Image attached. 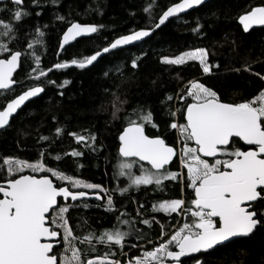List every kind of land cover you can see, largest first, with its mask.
<instances>
[{
	"label": "snow or ice",
	"instance_id": "obj_1",
	"mask_svg": "<svg viewBox=\"0 0 264 264\" xmlns=\"http://www.w3.org/2000/svg\"><path fill=\"white\" fill-rule=\"evenodd\" d=\"M10 2L15 6L12 20L20 21L22 14L28 15L26 12L22 13L20 8L24 0ZM33 2L38 3L39 0ZM56 2L57 0H52V3ZM201 3L203 0H178L167 6L157 19L153 12L157 5L153 0L144 9L148 13L151 27L133 29L130 34L118 36L94 54L81 59L74 58L70 62L56 63L48 69L40 67L41 56L36 53V45L43 43L45 33L37 28L34 39L27 44L26 50L21 51L9 46L16 39L14 25L0 19V97L14 92V86L21 83L14 80L13 76L20 67L22 56L33 61L35 67L31 68L28 78L37 81L46 77L53 68L64 69L74 65L84 69L103 54L150 36L152 31L164 25L169 18L177 17ZM239 19L244 31H248L253 25H264V6L253 8ZM102 27L103 25L71 23L63 35L61 50L77 37L96 33ZM208 55L206 49L198 48L174 58L163 57L162 62L180 65L187 61H198L203 73L208 74L213 67H219L208 63ZM131 67H138L136 60H132ZM235 70L251 71V66L244 65L242 69ZM116 71L122 74L119 67ZM254 75L264 80V75ZM48 83L56 82L49 79ZM68 83L70 81L64 80L58 87H64ZM43 91L44 87L41 85L27 86V90L7 100L6 106L0 110V129L9 125L10 118L26 101ZM105 92H109V89H105ZM111 95L112 115L115 119L127 101L120 100L116 92ZM166 100L173 101L174 97L168 95ZM175 100H188L182 108L177 107L175 111L169 105L171 116L176 117L180 113L179 120L186 121H173L169 124V128L175 130L182 147L178 150L160 136L146 135V125L158 127L153 121V114L142 107L134 108L126 115V127L118 137V159L114 176L128 181L127 187L118 189L121 195L129 189L139 190L142 186L154 185L156 189L162 190L165 181H173L190 187L194 198L187 205L183 198L164 200L158 206L153 205V212H162L168 216L176 214L182 218V223L177 221L179 226L170 234L161 225L157 236L159 242L149 239L148 243L153 244V248L143 251L141 255L129 257L126 264H188L182 260L183 257L208 252L234 237L249 236L257 225L264 226V213L257 218L254 207L256 201L264 203V91L245 102H223L216 91L192 80L182 90V94H177ZM62 131L58 127L56 135H60ZM69 135L85 147L89 146V139H96L95 136L89 138L77 133ZM40 139L47 141L49 137ZM43 155L42 151L41 157ZM65 155L81 157L83 152L74 149ZM60 158L59 155L54 157L56 160ZM177 158L180 170L172 171L169 165ZM205 158H211V162ZM26 172L44 175L37 177L25 174ZM0 174L3 181L0 182V264H122L117 257L127 256L124 248L129 238H145L133 219H122L127 215L124 212L119 213L117 223L111 229H105L99 234H75L67 214L70 208L80 205L69 203V198L72 202L79 200L81 203L84 198H91L93 195L96 199H101L99 192L90 194L83 190L99 189L107 194L108 190L99 184L87 183L62 170L48 167L39 158L35 162L18 157L0 158ZM53 178L59 183L54 182ZM107 205L109 211L115 210L111 196H108ZM83 206L86 208L88 204L83 203ZM139 208H143V205H139ZM139 208L137 216L141 215ZM176 216H173V220H176ZM152 222L148 219L141 221L149 227ZM56 245H62V248L54 251ZM129 246L137 247L136 244ZM93 254H96L94 258ZM194 259L195 264H203L199 257Z\"/></svg>",
	"mask_w": 264,
	"mask_h": 264
},
{
	"label": "trees",
	"instance_id": "obj_2",
	"mask_svg": "<svg viewBox=\"0 0 264 264\" xmlns=\"http://www.w3.org/2000/svg\"><path fill=\"white\" fill-rule=\"evenodd\" d=\"M174 2L178 0H155V17L158 19L159 14ZM152 3L153 0H57L56 3H52V0H39L38 3L24 0L20 8L22 13L28 15L22 14L20 21H14L12 13L15 6L9 1L0 4V19L14 25L16 39L9 46L21 51L26 50L27 44L34 39L37 28L45 33L43 43L36 45V53L41 56L40 67L48 69L56 63L94 54L118 36L130 34L133 29L151 27L148 13L144 9ZM262 6L264 0H211L169 21L140 45L110 53L84 69H54L39 81L28 78L35 65L31 59L22 56L20 69L14 78L21 83L15 85L14 92L0 97V110L6 106L7 100L27 90V86L41 85L44 93L19 111L11 124L0 133V158L18 157L28 162H35L39 158L48 167L62 170L87 183L101 185L112 197L115 210L102 208L105 203L102 194V201H89L86 208L83 205L70 208L67 215L75 234H99L105 229H111L117 223L119 213L124 212L127 215L122 219H133L145 238L137 240L135 236L130 237L124 248L127 256L117 258L126 264L129 257L151 250L153 244L148 243V240L159 242L157 236L161 225L170 234L177 221H181L176 214L168 216L162 212H153V205L158 206L164 200L177 198L185 199L187 205L194 198V193L190 187L166 181L162 190L156 189L154 185L142 186L139 190L129 189L120 194L118 189L128 186L126 178L117 179L114 176L118 137L126 127L125 117L137 107L150 110L158 127L146 125L147 135L160 136L166 143L177 148L175 130H171L169 124L173 121H186L179 120L180 113L176 117L171 116L169 105L175 111L188 102H177L175 97L178 93L182 94L190 81L197 80L205 84L216 91L223 102L230 103L248 101L264 91V80L254 75H264V28L244 31L239 23L242 15ZM71 23L103 27L93 36L77 41L60 54L62 36ZM198 48L206 49L209 64L219 67H213L210 73L205 74L197 62L183 65L162 62L163 57H176ZM132 60L138 64L135 69L131 67ZM244 65H250L251 71L235 70L242 69ZM117 67L122 69V74L116 71ZM49 79L56 83H48ZM64 80L70 83L58 87ZM105 89H109V92H105ZM112 92H116L120 100L127 101L115 119L112 115ZM168 95H172L174 100L167 101ZM58 127L63 131L57 136ZM69 133L89 138L95 136L96 139H89V146L85 147L83 143H77ZM41 137H49V140H41ZM74 149L83 152V155H65ZM57 155L61 157L59 160L54 159ZM169 168L172 171L180 170L178 158ZM0 182H3L2 174ZM139 205H143V208H139ZM256 207L260 218L261 213H264V203L259 202ZM138 208L140 216H137ZM173 216H176V220H173ZM143 219L153 221L151 227L141 223ZM130 244H136L137 247H130ZM197 257L203 264H264V226L259 225L249 238L234 240ZM185 261L195 264L194 258Z\"/></svg>",
	"mask_w": 264,
	"mask_h": 264
},
{
	"label": "water",
	"instance_id": "obj_3",
	"mask_svg": "<svg viewBox=\"0 0 264 264\" xmlns=\"http://www.w3.org/2000/svg\"><path fill=\"white\" fill-rule=\"evenodd\" d=\"M10 0H0V4H4V3H6V2H9ZM209 1H211V0H203V3H201L200 5H197V6H193L192 8H190V9H187L185 12H183V13H180L179 14V16H177V17H171V18H169V20L164 24V25H161L160 26V28H162L163 26H165L169 21H171V20H174V19H176V18H178V17H181V16H184V15H186V14H188L189 12H191V11H193V10H195V9H197V8H199V7H201V6H203L204 4H206V3H208ZM239 23H240V20H239ZM82 25H88V24H82ZM240 25L242 26V28L244 29V27H243V25L240 23ZM160 28H158V29H160ZM259 28H264V25H253L248 31H251V30H253V29H259ZM158 29H155L154 31H152V33H151V35L150 36H148V37H145V38H143L142 40H140V41H136V42H134V43H132V44H129V45H125V46H123V47H121V48H118V49H115V50H113V51H111L110 53H113V52H116V51H118V50H121V49H126V48H130V47H134V46H137V45H140L141 43H143L144 41H146V40H148ZM67 31V30H66ZM65 31V32H66ZM95 33H92V34H90V35H86V36H80V37H77L75 40H72V41H70L68 44H65L64 45V48H63V50H61V48L59 47V53L60 54H62L63 53V51L65 50V49H67L69 46H71V45H73V44H75L77 41H79V40H81V39H85V38H89V37H91V36H93ZM64 35V34H63ZM63 43V36H62V39H61V42H60V45ZM110 53H106V54H103L101 57H99L98 59H97V61L99 60V59H101L102 57H104V56H107L108 54H110ZM97 61H95L93 64H95ZM92 64V65H93ZM92 65H89V66H87V67H90V66H92ZM69 67H76V66H74V65H70ZM68 68V67H67ZM19 69H20V67L17 69V71H16V73H14V76H13V79L15 78V75L17 74V72L19 71ZM55 68H53L52 70H54ZM51 72V71H50ZM50 72H48L47 73V75L50 73ZM43 78V77H42ZM15 87V86H14ZM43 93H44V91L42 92V93H40L39 95H37V96H35V97H32V98H30L28 101H26L22 106H21V108H19L18 110H17V112L15 113V114H13V116L10 118V121H9V125L11 124V121H12V119L19 113V111H21L27 104H29L30 102H32V101H34V100H36V99H38V98H40L42 95H43ZM8 125V126H9ZM8 126H6L4 129H0V133L2 132V131H4ZM145 134L147 135V133H146V130H145ZM245 147H250V146H245ZM205 159H211V158H205ZM176 159H174L173 160V162L175 161ZM172 162V163H173ZM171 165H169V167H170ZM37 177H39V176H37ZM54 180V179H53ZM55 182V181H54ZM91 194V193H90ZM2 195V194H1ZM100 196H101V194H99ZM102 197V196H101ZM102 201V198L101 199H96L95 198V196L93 195V196H91V198H84V200L83 201ZM69 201H71V199L69 198ZM72 202V201H71ZM77 202H81V201H76V202H72V203H77ZM255 203V202H254ZM259 227V225H257V227H256V229ZM255 229V230H256ZM255 230L253 231V233L255 232ZM253 233H251L249 236H246V237H234V238H232V240L231 241H229V242H225L223 245H226V244H228V243H230V242H232V241H234V240H237V239H242V238H249L250 236H252L253 235ZM223 245H218L215 249H217L218 247H221V246H223ZM61 245H56V247L54 248V251L56 250V249H58L59 247H60ZM215 249H212V250H209L208 252H201V253H197V254H193V256H190V257H183L182 258V260H187V259H190V258H194V257H197V256H199V255H201V254H206V253H209V252H211V251H213V250H215Z\"/></svg>",
	"mask_w": 264,
	"mask_h": 264
},
{
	"label": "rangeland",
	"instance_id": "obj_4",
	"mask_svg": "<svg viewBox=\"0 0 264 264\" xmlns=\"http://www.w3.org/2000/svg\"><path fill=\"white\" fill-rule=\"evenodd\" d=\"M190 51H193V50H190ZM186 52H188V51H186ZM185 53V52H184ZM183 54V53H182ZM181 55V54H180ZM180 55H178V56H180ZM177 57V56H176ZM169 58H174V57H169ZM188 62H197V63H199L198 61H187V62H185L184 64H186V63H188ZM209 63V62H208ZM180 65H183V64H180ZM200 65V64H199ZM190 99V98H189ZM194 146V145H193ZM182 147V145H181V143L179 142V140H178V143H177V149L179 150L180 148ZM210 162H211V160H209ZM186 171V170H185ZM25 174H33V175H36V176H40V175H44V173H25ZM138 174V173H137ZM49 176H50V174H48ZM54 180H55V178H53ZM58 182V181H57ZM166 182V181H165ZM164 182V183H165ZM59 183V182H58ZM191 189V188H190ZM73 190H76V189H73ZM84 191H86V192H89V193H96V192H99V194H102V195H104V197H105V203L103 204V206H102V208L103 209H105V210H108V205H107V199H108V196H110V194L107 192V194H105L104 192H100L99 191V189H83ZM192 190V189H191ZM83 204V203H82ZM89 206V205H88ZM93 206H95V207H98V205H93ZM114 207V206H113ZM109 211V210H108ZM179 220H181L182 221V218L181 217H179ZM182 223V222H181ZM179 225L178 224H176L175 226H174V228H172L171 229V232L176 228V227H178ZM170 232V233H171ZM62 247V245L58 248V249H60ZM57 250V249H56Z\"/></svg>",
	"mask_w": 264,
	"mask_h": 264
},
{
	"label": "flooded vegetation",
	"instance_id": "obj_5",
	"mask_svg": "<svg viewBox=\"0 0 264 264\" xmlns=\"http://www.w3.org/2000/svg\"><path fill=\"white\" fill-rule=\"evenodd\" d=\"M209 160H211V159H209ZM70 190H73V189H70ZM73 191H76V190H73ZM85 202H87L86 204H89L90 202L87 200V201H83V203H85ZM260 201H256L255 203H254V207H255V209L257 208L256 207V205L259 203ZM69 203H72L71 201H69ZM74 204H77V205H83L81 202H77V203H74ZM257 218H258V213H257Z\"/></svg>",
	"mask_w": 264,
	"mask_h": 264
}]
</instances>
